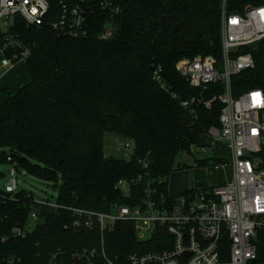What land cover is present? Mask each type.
<instances>
[{"label": "trees", "instance_id": "1", "mask_svg": "<svg viewBox=\"0 0 264 264\" xmlns=\"http://www.w3.org/2000/svg\"><path fill=\"white\" fill-rule=\"evenodd\" d=\"M222 1L114 0L120 11L112 15L95 7L86 37L57 35L49 25L33 26L18 17L13 32L32 47L25 63L30 80L2 89L0 161L8 163L10 156L18 170L53 182L58 202L65 205L106 211L116 202L132 203L116 186L138 177L139 192L151 181L167 196L164 178L174 171L177 157L191 151L211 126L221 125L223 104L213 97L223 91L222 83L193 87L177 63L198 55L221 59ZM57 2L51 0L52 13ZM227 3L230 11L244 13L264 0ZM108 21L117 35L100 39ZM254 54L256 68L233 77L235 91L264 89V43ZM193 99L189 107L183 105ZM209 100L211 106L205 104ZM107 131L134 141L130 157L106 155ZM26 193L16 194L26 204L0 198V264H11L10 256L20 259L14 264H79L72 253L100 249L102 237L108 254L123 261L141 247L131 222H118L104 234L99 228L73 232L64 227L70 212L46 207L44 222L26 238L14 237L12 227L26 224L33 207ZM157 238L146 242L145 250L161 248ZM54 253H59L56 263Z\"/></svg>", "mask_w": 264, "mask_h": 264}, {"label": "built area", "instance_id": "2", "mask_svg": "<svg viewBox=\"0 0 264 264\" xmlns=\"http://www.w3.org/2000/svg\"><path fill=\"white\" fill-rule=\"evenodd\" d=\"M52 13L51 0H0V22L6 29L0 38V64L11 69L26 63L32 47L13 32L18 17L33 26L49 25L57 35L86 37L89 35V15L95 9L108 10L112 15L120 8L114 0H58ZM117 28L108 21L99 38L108 40L117 35ZM222 57L198 55L184 57L177 63L180 74L191 86L206 89L211 83H222L223 91L213 97L222 104L220 126H211L205 133L209 146L225 141L228 157H216V167L232 168V177L204 189H188L178 195L159 193L149 181L144 192L138 191L142 178L121 179L117 189L132 203L116 202L109 210H95L65 205L50 199H40L26 190L33 205L28 222L12 227L14 237L26 238L38 223L45 221L43 208L66 210L72 218L65 229L80 232L99 228L101 233L114 228L118 222H131L138 239L139 250L126 258H112L102 237L100 249L76 250L72 253L79 264H264V89L250 87L235 91L233 77L257 66L254 50L264 43V5L249 7L244 13L233 12L227 0L221 3ZM241 49H249L242 52ZM156 79L161 80L158 73ZM194 102L187 100L189 107ZM212 100L206 101L211 106ZM130 157L134 141L124 138L121 143ZM12 157L10 178L0 188V198L10 204L25 203L17 197L18 168ZM157 235L158 249L145 250L146 242ZM103 236V235H102ZM6 237L4 238V240ZM3 240V241H4ZM59 253L52 254L56 263ZM226 258V259H225ZM225 259V260H224ZM264 259V258H263ZM11 264L20 259L10 256Z\"/></svg>", "mask_w": 264, "mask_h": 264}, {"label": "rangeland", "instance_id": "3", "mask_svg": "<svg viewBox=\"0 0 264 264\" xmlns=\"http://www.w3.org/2000/svg\"><path fill=\"white\" fill-rule=\"evenodd\" d=\"M5 25L0 22V30L4 31ZM0 79L5 86H15L26 84L30 80L27 67L24 63L11 69H5L0 64ZM2 101V100H1ZM0 101V103H1ZM124 137L114 132L104 133L105 153L107 156L125 158L126 151L121 143ZM208 145L206 134L200 136L199 142L193 145L191 151L183 152L177 157L174 171L169 177L164 178L168 183V189L172 195H178L181 188L185 189H204L218 185L232 177V168L216 167V157H228L230 150L225 141H218L213 146H209L206 152L200 151V145ZM208 159V164H201V160ZM10 162L0 161V172L4 174L0 178V188H3L10 178ZM18 189L34 192L40 199H50L55 201L59 188L53 182L41 180L24 170H18ZM178 190L177 191H175Z\"/></svg>", "mask_w": 264, "mask_h": 264}, {"label": "crops", "instance_id": "4", "mask_svg": "<svg viewBox=\"0 0 264 264\" xmlns=\"http://www.w3.org/2000/svg\"><path fill=\"white\" fill-rule=\"evenodd\" d=\"M22 85H24V84H22ZM22 85H15V86H13V87H21ZM11 86H12V85H11ZM11 86H9V87H11ZM4 87H7V86H5V84L2 83V80L0 79V101L2 100L1 103H0V106H1V104L3 103L4 98H5V96H4L3 92H2V89H3ZM208 142H209V144H210V138H209V137H208ZM185 190H188V189L181 188V189L179 190V192H183V191H185ZM175 191L178 192V190H176V189H175ZM169 193H170V191H169ZM170 194H171V193H170Z\"/></svg>", "mask_w": 264, "mask_h": 264}]
</instances>
